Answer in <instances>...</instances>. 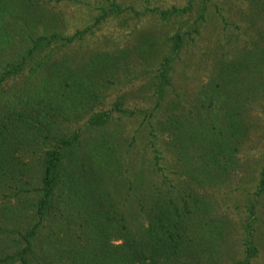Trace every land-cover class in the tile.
Segmentation results:
<instances>
[{"label":"rangeland","instance_id":"rangeland-1","mask_svg":"<svg viewBox=\"0 0 264 264\" xmlns=\"http://www.w3.org/2000/svg\"><path fill=\"white\" fill-rule=\"evenodd\" d=\"M1 75L0 129L19 112L41 131L0 143V264L21 262L52 149L123 234L179 220L168 264H236L247 238L264 264V0H0ZM56 199L28 264H80L84 211Z\"/></svg>","mask_w":264,"mask_h":264},{"label":"trees","instance_id":"trees-1","mask_svg":"<svg viewBox=\"0 0 264 264\" xmlns=\"http://www.w3.org/2000/svg\"><path fill=\"white\" fill-rule=\"evenodd\" d=\"M175 38L177 43L174 47L177 48L180 36L176 35ZM21 65L22 63L17 67H21ZM2 77L3 75L0 76V82ZM14 113L15 116L12 115L14 119L12 127L9 126L8 128L6 125L1 124L0 129V143H7L8 146L10 142L8 136L10 134H12V139L18 137L28 139L36 131H41L39 127L32 125L31 121H35L34 117L19 112ZM95 117H100L98 119L100 121L105 120L101 114ZM62 157V153L56 149L45 152L42 159V180L39 189L41 197L37 201L36 214L38 222H40L46 212L48 214V210L53 207L56 198L57 202L67 201L76 208L82 207L84 214L81 217L87 223L85 226L88 228V232H86L88 238L80 242V248H83V251L75 252L78 249H72L70 256L73 262L92 264L102 258V261L109 264H158V261L162 259L163 263L166 264L172 259H180L181 252L179 249L183 246L184 238L180 233L181 222L179 220L170 218V215L168 217L165 211L158 212L153 216L147 214L149 216L147 227L150 228L147 229L146 227V235L135 237L123 234L118 226L120 221L125 219L123 214L121 219L118 220L116 218L117 211L115 209L110 210L113 206L107 208L103 204L105 203L103 193L102 191V194L99 192L97 182L94 179L81 178L66 167L65 171L62 172ZM62 188L63 192H61ZM260 189H264V169L262 170ZM57 190L60 191L57 192ZM178 218H180V215ZM37 223L23 236L25 246L19 253L20 264H28L27 257L31 252L30 239L35 234L38 227ZM82 226L84 225L80 224V227ZM126 229L128 228L125 227ZM77 239L79 242L80 237ZM114 239H119L121 242L114 244ZM70 247V245H67V248ZM62 248L67 251L63 246ZM96 248H99L97 253L91 252V249ZM244 251L245 257L237 261L236 264H250V259L255 256L257 248L249 238L245 240ZM74 255L75 259L73 258Z\"/></svg>","mask_w":264,"mask_h":264}]
</instances>
